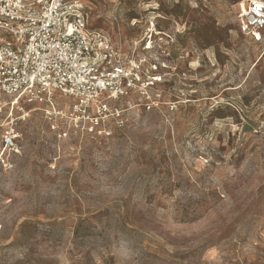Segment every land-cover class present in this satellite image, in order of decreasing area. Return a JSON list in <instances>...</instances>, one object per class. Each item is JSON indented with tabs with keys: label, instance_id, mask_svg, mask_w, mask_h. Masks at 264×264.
<instances>
[{
	"label": "rangeland",
	"instance_id": "obj_1",
	"mask_svg": "<svg viewBox=\"0 0 264 264\" xmlns=\"http://www.w3.org/2000/svg\"><path fill=\"white\" fill-rule=\"evenodd\" d=\"M82 2L114 44L151 39L159 104L107 134L24 106L0 160V264H264V52L238 31L245 1Z\"/></svg>",
	"mask_w": 264,
	"mask_h": 264
},
{
	"label": "built area",
	"instance_id": "obj_2",
	"mask_svg": "<svg viewBox=\"0 0 264 264\" xmlns=\"http://www.w3.org/2000/svg\"><path fill=\"white\" fill-rule=\"evenodd\" d=\"M244 1L238 31L264 52V0ZM88 24L82 0H0L1 161L18 150L14 123L26 114L24 106H44L47 115L72 121L77 129L107 134V121L122 127L123 113L149 112L159 104L151 92L160 81L152 75L156 66L139 52L151 49V39L114 44ZM56 95L69 100L68 114L56 110Z\"/></svg>",
	"mask_w": 264,
	"mask_h": 264
},
{
	"label": "bare ground",
	"instance_id": "obj_3",
	"mask_svg": "<svg viewBox=\"0 0 264 264\" xmlns=\"http://www.w3.org/2000/svg\"><path fill=\"white\" fill-rule=\"evenodd\" d=\"M243 11H244V8H243V10L238 15H241L243 13Z\"/></svg>",
	"mask_w": 264,
	"mask_h": 264
}]
</instances>
